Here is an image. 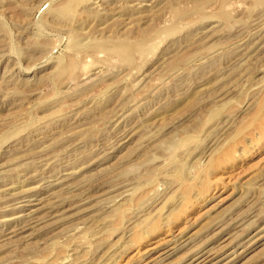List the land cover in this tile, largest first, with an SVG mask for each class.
I'll return each mask as SVG.
<instances>
[{
	"label": "rangeland",
	"instance_id": "1",
	"mask_svg": "<svg viewBox=\"0 0 264 264\" xmlns=\"http://www.w3.org/2000/svg\"><path fill=\"white\" fill-rule=\"evenodd\" d=\"M0 264H264V0H0Z\"/></svg>",
	"mask_w": 264,
	"mask_h": 264
},
{
	"label": "bare ground",
	"instance_id": "2",
	"mask_svg": "<svg viewBox=\"0 0 264 264\" xmlns=\"http://www.w3.org/2000/svg\"><path fill=\"white\" fill-rule=\"evenodd\" d=\"M66 7H65V5L62 7V9H61V12H66ZM136 48H138V47H136ZM115 51H116V53L115 54H118V55H120L121 57H123V58H125V60H126V53H128V51L126 50V48H124V47H122V48H117V49H114ZM138 51H141L142 49L141 48H138L137 49ZM123 55V56H122ZM129 57V56H128ZM70 70V69H69ZM73 75H75V74H73ZM58 181V180H57ZM67 192V191H66ZM68 194V193H67ZM60 195H62V194H60ZM68 198V197H67ZM48 199V198H47ZM36 201V200H35ZM26 202H28V201H26ZM37 202V201H36ZM48 202V201H47ZM56 203V202H55ZM33 204V203H32ZM54 204V203H53ZM59 205V204H58ZM38 207V206H37ZM53 208V207H52ZM54 210H55V208H54ZM35 211V210H34ZM53 211V210H52ZM26 215V214H25ZM25 215H20L19 217H22V216H25ZM24 218V217H23ZM209 251H211V250H209ZM205 253V252H204ZM207 253H208V251H207ZM210 253V252H209ZM206 255H208V254H206ZM212 255V254H211ZM210 257V256H209ZM204 258V257H203ZM202 262V261H201Z\"/></svg>",
	"mask_w": 264,
	"mask_h": 264
}]
</instances>
